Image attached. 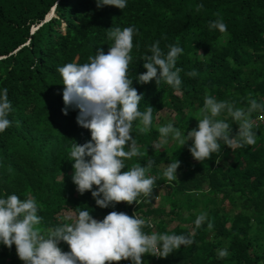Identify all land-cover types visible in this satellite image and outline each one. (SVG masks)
Returning a JSON list of instances; mask_svg holds the SVG:
<instances>
[{
  "label": "trees",
  "instance_id": "obj_1",
  "mask_svg": "<svg viewBox=\"0 0 264 264\" xmlns=\"http://www.w3.org/2000/svg\"><path fill=\"white\" fill-rule=\"evenodd\" d=\"M198 4L203 5L200 11ZM217 19L227 25L226 32L209 28ZM130 26L136 32L129 78L142 94L139 110L153 108V125L140 135L134 122L132 135L147 156L126 161L125 170L151 159L147 175L157 179L150 202L102 209L91 192L79 194L72 182L71 147L91 137L76 123L78 110L62 113L57 69L88 62L98 48L107 54L113 43L108 30ZM157 41L165 54L169 45L183 49L176 61L182 69L178 90L163 80L136 81L146 71L143 57L151 55ZM193 70L198 75L189 77ZM5 88L12 111L7 117L11 126L0 133V198L34 197L41 227L70 223L68 217L80 210H89L97 220L122 211L150 220L154 227L145 228L148 234H183L194 240L166 258L146 254L145 264H264V127L254 128V145L231 150L221 142V152L202 162L188 151L191 141L180 147L169 139L161 149L152 147L159 140L158 126L171 122L185 135L196 128L206 94L236 108L248 107L249 93L264 103V0H127L122 10L97 8L96 0H0V92ZM163 111L173 116H162ZM227 122L235 134L238 126L230 118ZM175 159L180 162L177 181H168L163 172ZM202 213L206 219L196 227ZM59 247L69 250L64 242ZM221 249L229 256L218 258ZM0 264H23L14 245L0 244Z\"/></svg>",
  "mask_w": 264,
  "mask_h": 264
},
{
  "label": "clouds",
  "instance_id": "obj_2",
  "mask_svg": "<svg viewBox=\"0 0 264 264\" xmlns=\"http://www.w3.org/2000/svg\"><path fill=\"white\" fill-rule=\"evenodd\" d=\"M96 6L122 10L127 6V0H96ZM202 8V4L196 5V11ZM209 28L224 33L227 25L217 19L209 24ZM135 32L134 26L110 28L107 36L113 43L107 54L98 48L94 56L88 57V62H70L57 69L63 85L64 107L61 111L68 115L69 109L78 110L76 123L89 130L91 137L84 144L74 143L71 147L72 182L79 194L91 192L96 206L102 209L114 208L121 202L128 205L142 200L150 202L157 179L147 175L154 164L151 159L147 160L146 166L135 163L125 170L126 161L147 156L146 149L141 151L132 135L134 122H138L135 127L140 135L149 133L153 125V108L148 106L143 112L139 110L142 94L132 86L133 79L129 78ZM168 48L165 54L159 41L151 45V55L143 57L146 71L137 75V83L155 80L158 84L163 80L175 90L180 88L182 69L176 67V61L183 49L176 45ZM187 75L195 77L198 73L193 70ZM251 96L249 93L245 109L206 94L196 128L185 135L171 122L159 126V140L152 147L161 149L169 139L180 147L191 141L188 151L194 160L202 162L210 159L213 153L221 152V142L231 150L254 145L256 123L251 117L254 112L264 113V103ZM11 111L12 104L5 88L0 92V133L11 126L7 118ZM222 114H226V118L218 119ZM228 118L238 126L235 134ZM179 166L180 162L175 159L167 165L163 177L177 181ZM38 210L31 195L26 199L16 194L0 198V244L9 249L14 245L23 264H119L124 260L145 264L143 257L146 254L166 258L181 246L194 243L191 236L183 234H148L145 228L154 227L150 220L122 211H110L97 220L89 210H80L68 217L70 223L43 228ZM205 219L206 214H200L195 221L196 227H200ZM212 227L209 222L208 228ZM60 242L66 243L69 250L63 251ZM217 256L226 258L229 253L227 249H221Z\"/></svg>",
  "mask_w": 264,
  "mask_h": 264
},
{
  "label": "built area",
  "instance_id": "obj_3",
  "mask_svg": "<svg viewBox=\"0 0 264 264\" xmlns=\"http://www.w3.org/2000/svg\"><path fill=\"white\" fill-rule=\"evenodd\" d=\"M261 117H264V113L260 114L254 121L256 123V126L263 125L264 126V119Z\"/></svg>",
  "mask_w": 264,
  "mask_h": 264
},
{
  "label": "rangeland",
  "instance_id": "obj_4",
  "mask_svg": "<svg viewBox=\"0 0 264 264\" xmlns=\"http://www.w3.org/2000/svg\"><path fill=\"white\" fill-rule=\"evenodd\" d=\"M161 113V115L163 116H166V115H170L171 117L173 116L172 114H169L168 112H166V111H163V112H160ZM155 126L157 127V123L155 124ZM159 127V126H158Z\"/></svg>",
  "mask_w": 264,
  "mask_h": 264
},
{
  "label": "bare ground",
  "instance_id": "obj_5",
  "mask_svg": "<svg viewBox=\"0 0 264 264\" xmlns=\"http://www.w3.org/2000/svg\"><path fill=\"white\" fill-rule=\"evenodd\" d=\"M261 114H263V113H261ZM259 115H260V114H258L257 116H255V117L253 118V120H255ZM260 126L264 127L263 125H259V127H260ZM256 127H258V126H256Z\"/></svg>",
  "mask_w": 264,
  "mask_h": 264
}]
</instances>
